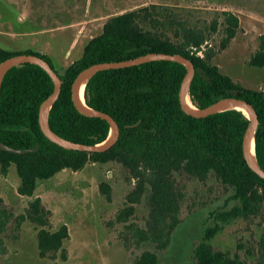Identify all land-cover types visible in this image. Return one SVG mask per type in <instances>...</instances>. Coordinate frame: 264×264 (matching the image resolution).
Wrapping results in <instances>:
<instances>
[{
	"label": "trees",
	"instance_id": "obj_1",
	"mask_svg": "<svg viewBox=\"0 0 264 264\" xmlns=\"http://www.w3.org/2000/svg\"><path fill=\"white\" fill-rule=\"evenodd\" d=\"M144 7L109 18L101 34L85 46L81 58L60 73L53 59L38 51H8L0 47V63L20 53L37 55L50 63L60 74L62 89L52 105L48 122L61 137L91 145L105 142L111 132L109 123L100 117L80 113L72 100L71 87L83 69L103 62L133 59L148 53L181 54L193 61L196 72L190 85V96L197 108H204L222 97H239L255 108L259 124L255 132L257 161L264 169V91L244 87L198 50L206 41L199 29L182 24L181 42L165 34L145 29L154 19L151 8ZM227 36L226 48L240 27L239 18L223 11ZM250 64L264 67V35L259 50ZM187 72L184 64L174 61H151L140 65L102 70L94 74L85 88L86 104L111 115L120 127V137L104 152L65 149L50 141L39 124L41 104L53 93L54 82L40 66L22 63L5 74L1 84L0 141L12 147L34 149L26 154L0 149L1 173L7 175L16 166L20 178L18 192L34 197L40 181L48 180L64 169L78 171L88 162H117L127 168L136 181L128 194L130 204L120 210L117 219L126 223L150 188V213L147 229L136 228L140 241H151L157 249L167 248L181 223V190L176 187L175 174L185 173L205 180L211 172L233 189L231 199L237 203L229 209L210 213L215 225L204 229V238L191 264H241L222 251L214 250L210 240L226 223L260 212L264 204V178L250 169L242 151V140L249 119L237 109H228L197 118L186 114L179 102V88ZM108 192L109 187L104 185ZM11 213L0 211V232H4ZM20 222L29 220L38 226V249L41 258L55 259L58 253L66 261L63 247L69 238L67 225L53 231L50 211L40 197L29 202ZM259 245L264 250V226ZM137 264H158L155 252L144 251Z\"/></svg>",
	"mask_w": 264,
	"mask_h": 264
},
{
	"label": "rangeland",
	"instance_id": "obj_2",
	"mask_svg": "<svg viewBox=\"0 0 264 264\" xmlns=\"http://www.w3.org/2000/svg\"><path fill=\"white\" fill-rule=\"evenodd\" d=\"M92 1L101 12L94 17L97 25L87 28L88 38L100 34L102 24L115 15L155 5L151 13L158 22L145 29L165 34L177 42H181L177 33L181 32L182 24L199 29L206 41L200 48L192 49L198 50L202 57L206 53L212 54L211 62L244 87L264 91V67L250 64L264 35V0ZM19 7L20 12L24 4ZM0 10V16L5 20H14L18 12L7 0H0ZM223 11L234 13L240 22L235 38L224 49L222 43L227 36V23ZM60 59L56 57L60 66H55L64 73L68 62ZM175 180L183 195L180 199L181 223L174 231L170 245L160 250L151 241H140L136 234V228L147 229L151 209L149 187L141 201L134 205L128 221L123 223L117 219L119 211L130 205L127 196L136 184L123 165L114 161L88 162L78 171L64 169L52 178L40 181L34 197L18 192L21 181L14 164L7 175L2 174L0 168V211L11 213L6 230L0 232V264H137L144 251L155 252L158 264H191L197 246L203 242L204 229L215 225L210 213L229 209L237 202L231 199L233 189L213 172L205 180L185 173L175 174ZM104 185L109 187L108 192ZM36 197H40L50 211L51 230L64 224L68 227L69 238L63 245L68 257L66 261L60 253L55 259L41 258L38 226L29 220L20 222V216ZM220 224V230L210 240L214 250L238 259L241 264H264V250L259 245L264 226V204L256 215Z\"/></svg>",
	"mask_w": 264,
	"mask_h": 264
},
{
	"label": "water",
	"instance_id": "obj_3",
	"mask_svg": "<svg viewBox=\"0 0 264 264\" xmlns=\"http://www.w3.org/2000/svg\"><path fill=\"white\" fill-rule=\"evenodd\" d=\"M161 60L178 62L184 64L187 68V72L183 77L179 88V102L182 110L186 114L192 115L197 118H203L213 113H217L228 109H237L239 111H242V109L247 110L248 112L247 117L249 119V123L243 136L242 151L244 158L250 169L253 170L255 173H257L260 177L264 178V169L258 163L257 157L253 159L251 156V147L254 144V149H255V132L259 124L258 114L255 108L253 107V105L244 99L233 96V97H222L216 102L204 108H197L195 105L194 107H190L187 104V95H190L189 93L190 85L195 75L196 68L192 60L181 54L148 53L133 59L123 60V61L96 63L79 72L74 82L72 83V87H71L72 100L76 109L85 116L100 117L106 120L111 127V134L109 135L108 139L105 142L97 145L78 143L65 139L60 135H58L57 133H55L49 126V122H48L49 111L52 105L60 96L63 82L60 77V74L50 65V63L37 55L20 53L5 59L0 63V99H1L2 80L5 74L8 72V70H10L14 66H18L22 63H27V62L40 66L51 77L55 85L53 93L41 104L39 110V124L43 134L50 141L58 144L59 146L65 149L85 151V152H104L110 149L118 141L120 137V127L111 115L103 111L95 110L86 104L85 88L88 80L94 74L102 70L126 68V67L140 65L146 62L161 61ZM84 80L87 81L84 87V101H81L79 96V90ZM0 149L10 153L26 154L31 151H36L37 147H35L34 149H21V148L12 147L0 141Z\"/></svg>",
	"mask_w": 264,
	"mask_h": 264
},
{
	"label": "crops",
	"instance_id": "obj_4",
	"mask_svg": "<svg viewBox=\"0 0 264 264\" xmlns=\"http://www.w3.org/2000/svg\"><path fill=\"white\" fill-rule=\"evenodd\" d=\"M7 1L18 12L14 20L0 16V47L5 50L46 53L54 65L57 64L56 57H59L62 62H68L66 70L81 58L85 46L97 36L87 37V28L97 25L94 17L101 12L92 0ZM21 3L24 7L19 12ZM72 55L78 58H72Z\"/></svg>",
	"mask_w": 264,
	"mask_h": 264
},
{
	"label": "bare ground",
	"instance_id": "obj_5",
	"mask_svg": "<svg viewBox=\"0 0 264 264\" xmlns=\"http://www.w3.org/2000/svg\"><path fill=\"white\" fill-rule=\"evenodd\" d=\"M86 81L87 80H84L83 81V83H82V85L80 87V90H79V96H80L81 101H84V87H85ZM187 104L190 107H194V104H193V102L190 99V95H187ZM242 112L248 116L247 110L242 109ZM251 156H252L253 159L256 158V152H255V149H254V144L251 147Z\"/></svg>",
	"mask_w": 264,
	"mask_h": 264
}]
</instances>
